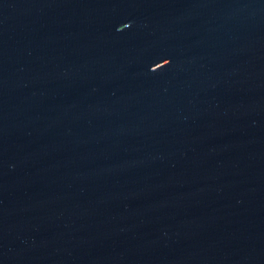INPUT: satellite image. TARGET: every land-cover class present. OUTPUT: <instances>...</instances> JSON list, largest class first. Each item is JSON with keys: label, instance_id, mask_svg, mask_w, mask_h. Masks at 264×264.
<instances>
[{"label": "water", "instance_id": "water-1", "mask_svg": "<svg viewBox=\"0 0 264 264\" xmlns=\"http://www.w3.org/2000/svg\"><path fill=\"white\" fill-rule=\"evenodd\" d=\"M0 264H264V0H0Z\"/></svg>", "mask_w": 264, "mask_h": 264}]
</instances>
